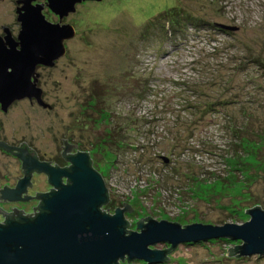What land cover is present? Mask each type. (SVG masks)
Wrapping results in <instances>:
<instances>
[{"label": "rangeland", "instance_id": "obj_1", "mask_svg": "<svg viewBox=\"0 0 264 264\" xmlns=\"http://www.w3.org/2000/svg\"><path fill=\"white\" fill-rule=\"evenodd\" d=\"M171 6L184 13L162 17ZM71 23L65 55L41 71L52 109L18 104L19 141L51 162L87 152L107 189L103 210L126 202L130 231L146 217L242 224L264 208V140L236 145L230 129L264 127V0H100ZM34 185L47 188L42 176ZM241 244L210 238L117 264H264V254L229 255Z\"/></svg>", "mask_w": 264, "mask_h": 264}, {"label": "water", "instance_id": "obj_2", "mask_svg": "<svg viewBox=\"0 0 264 264\" xmlns=\"http://www.w3.org/2000/svg\"><path fill=\"white\" fill-rule=\"evenodd\" d=\"M83 1L51 0V9L64 16L74 10L75 3ZM26 35L22 52L3 56L11 60V71L0 67V102L7 106L14 99L34 96L38 104L48 107L42 103L36 80L28 83L23 76L33 72L36 63L53 67L65 54L64 41L74 36V29L70 24L48 23L44 29L35 23L34 33ZM21 157L26 170L48 173L55 190L41 196V212L35 217L0 225V264H117L124 257L150 263L166 260L165 254L177 244L222 237L242 242L229 248V255L264 254V208L247 209L250 219L242 224L192 222L181 226L146 217L136 223L139 232L130 231L123 213L133 209L126 202L124 209L116 208L113 214L100 209L107 203L108 193L87 152L68 157L71 166L63 169L34 157ZM62 177L68 183L62 184ZM157 242L169 243L170 247L149 248Z\"/></svg>", "mask_w": 264, "mask_h": 264}, {"label": "flooded vegetation", "instance_id": "obj_3", "mask_svg": "<svg viewBox=\"0 0 264 264\" xmlns=\"http://www.w3.org/2000/svg\"><path fill=\"white\" fill-rule=\"evenodd\" d=\"M89 2L96 1L77 2L74 4L72 12L60 16L52 11L51 0H0V67L4 68L6 72L11 71V60L3 56L22 52L24 45L22 38L28 36L26 34L34 33L35 23H40L44 29L47 23L70 24L73 27L74 25L71 22L74 20L78 8ZM73 29L74 36L72 38L77 33L75 27ZM68 40L64 41V45ZM1 68L0 70H2ZM48 68L49 66L36 63L33 72L23 76L28 83L36 80V86L41 89L42 103L48 104V107L38 104L34 96L14 99L7 106H3L0 102V225H5L7 221H19L20 218L35 217L41 212V196L55 190L50 183L48 173L36 169H25L24 159L21 155L29 159L34 157L40 163H47L51 167L63 169L71 166L68 157L82 152L79 150L69 154L66 150H63L57 158V162H51L35 153L34 148L31 146L32 142L29 140L19 141L17 137L18 129H21L18 126L15 112L18 104L29 103L30 106L37 104L43 109H52L40 82L41 71ZM30 128L31 126L27 127L28 130ZM35 176L44 178L47 184L45 190L34 188ZM61 183H68L67 178L62 177Z\"/></svg>", "mask_w": 264, "mask_h": 264}, {"label": "trees", "instance_id": "obj_4", "mask_svg": "<svg viewBox=\"0 0 264 264\" xmlns=\"http://www.w3.org/2000/svg\"><path fill=\"white\" fill-rule=\"evenodd\" d=\"M177 8L178 7H176V6L169 7L168 9H166V10H168L167 13H164V14L161 13V15H163L162 17H164V16H167V17L173 16L174 18L175 17H179L178 14H183L184 12L183 13L180 12V9H177ZM173 20L174 19H170L171 22ZM212 105H213V100L207 101L206 102V105H205L206 106V109L203 110V113L206 112V110H208V109L210 111L214 110L215 108ZM250 126H251V124H250ZM230 129L233 131L234 138L237 139V140H239L238 141V144H236V145H242L243 144V145L246 146V145L249 144V145H251L253 147L255 146L259 150L261 149V145L259 144V142H261V141L264 140V127L261 128V129H259V130H255V131L254 130L249 131L248 128H243V127L239 128L238 130L237 129L234 130L231 126H230ZM242 141H244V143ZM261 144H262V142H261ZM231 145H234V144L230 142L229 146H231ZM91 165H92V163H91ZM108 202H109V200H108ZM255 207H258V206H255ZM255 207H253V208H255ZM100 209L102 210V212H105V210H103L102 206H101ZM127 232H130V231H127Z\"/></svg>", "mask_w": 264, "mask_h": 264}]
</instances>
